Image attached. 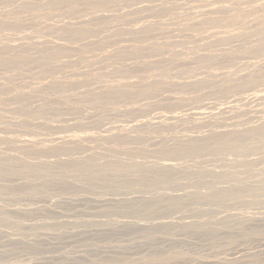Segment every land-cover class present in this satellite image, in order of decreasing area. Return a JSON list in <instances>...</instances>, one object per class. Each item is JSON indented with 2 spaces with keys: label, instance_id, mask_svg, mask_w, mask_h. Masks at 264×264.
I'll return each mask as SVG.
<instances>
[{
  "label": "rangeland",
  "instance_id": "1",
  "mask_svg": "<svg viewBox=\"0 0 264 264\" xmlns=\"http://www.w3.org/2000/svg\"><path fill=\"white\" fill-rule=\"evenodd\" d=\"M0 50V264H264V0H0Z\"/></svg>",
  "mask_w": 264,
  "mask_h": 264
},
{
  "label": "bare ground",
  "instance_id": "2",
  "mask_svg": "<svg viewBox=\"0 0 264 264\" xmlns=\"http://www.w3.org/2000/svg\"><path fill=\"white\" fill-rule=\"evenodd\" d=\"M43 1V0H42ZM61 1V0H60ZM106 2V1H105ZM123 2V1H122ZM121 2V3H122ZM126 2V1H125ZM132 2V1H131ZM134 2V1H133ZM132 2V3H133ZM50 3V2H49ZM131 3V4H132ZM134 3H137V2H134ZM35 4V3H34ZM44 4V3H43ZM47 4V3H46ZM64 4V3H63ZM94 4V3H93ZM92 4V5H93ZM99 4V3H98ZM101 4H103V3H101ZM115 4V3H114ZM124 4V3H123ZM25 5V4H24ZM134 5V4H133ZM41 6V5H40ZM42 7V6H41ZM49 7V6H48ZM54 7V6H53ZM115 7V6H114ZM118 7V6H117ZM121 7V6H120ZM105 8V7H104ZM128 8V7H127ZM36 9V8H35ZM41 9V8H40ZM136 9V8H135ZM54 10V9H53ZM125 10V9H124ZM132 10V9H131ZM81 11H83V10H81ZM89 11V10H88ZM117 11H118V9H117ZM129 11V10H128ZM59 14V13H58ZM58 14H57V16H58ZM123 14V13H122ZM104 15V14H103ZM45 16V15H44ZM49 16V15H48ZM100 16V15H99ZM39 17V16H38ZM101 17H102V15H101ZM49 18H52L51 17V15H50V17ZM79 19H80V17H79ZM95 19V18H94ZM106 19V18H105ZM121 19V18H120ZM118 20V19H117ZM126 20V19H125ZM186 20V19H185ZM94 21V20H93ZM73 22V21H72ZM119 22V21H118ZM186 22V21H185ZM76 23V22H75ZM23 24H24V22H23ZM81 24V23H80ZM72 25V24H71ZM109 25V24H108ZM95 26V25H94ZM182 26V25H181ZM103 27V26H102ZM178 27V26H177ZM9 28H11V27H9ZM141 28V27H140ZM5 29H7V28H5ZM65 29V28H64ZM69 29V28H68ZM104 29V28H103ZM75 31V30H74ZM63 32V31H62ZM235 32H237V30L235 31ZM70 33V32H69ZM231 33H233V32H231ZM128 35V34H127ZM125 36V35H124ZM1 51V50H0ZM11 51V50H10ZM39 51V50H38ZM194 52V51H193ZM8 54V53H7ZM186 54V53H185ZM68 59V58H67ZM14 61V60H13ZM65 62V61H64ZM47 70V69H46ZM78 84V83H77ZM117 87V86H116ZM153 94V93H152ZM137 98V97H136ZM2 100V99H1ZM10 100V99H9ZM101 101V100H100ZM108 102V101H107ZM257 122V121H256ZM21 124V123H20ZM77 124V123H76ZM242 124V123H241ZM245 124V123H244ZM253 124V123H252ZM256 124V123H255ZM14 125V124H13ZM16 125V124H15ZM18 125V124H17ZM250 126V125H249ZM236 134V133H235ZM240 134V133H239ZM221 135V134H220ZM220 135H218V136H220ZM212 136V135H211ZM220 138V137H219ZM222 140V139H221ZM230 140V139H229ZM250 142V141H249ZM215 143V142H214ZM221 144V143H220ZM245 145H247V144H245ZM220 146V145H219ZM205 148H207V147H205ZM239 151V150H238ZM247 154V153H246ZM252 156V155H251ZM259 156H261V155H259ZM241 159V158H240ZM179 162V161H178ZM162 173V172H161ZM142 177V176H141ZM248 178V177H247ZM130 180V179H129ZM32 184V183H31ZM39 184V183H38ZM264 185V184H263ZM22 186V185H21ZM19 187H20V185H19ZM23 210V209H22Z\"/></svg>",
  "mask_w": 264,
  "mask_h": 264
}]
</instances>
